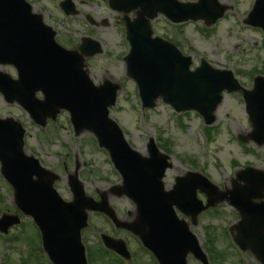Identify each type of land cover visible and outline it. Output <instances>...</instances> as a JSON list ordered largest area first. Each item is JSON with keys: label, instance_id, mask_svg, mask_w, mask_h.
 I'll return each mask as SVG.
<instances>
[{"label": "water", "instance_id": "obj_1", "mask_svg": "<svg viewBox=\"0 0 264 264\" xmlns=\"http://www.w3.org/2000/svg\"><path fill=\"white\" fill-rule=\"evenodd\" d=\"M109 5L124 14L136 11L134 20L124 18L131 46L124 60L127 74L137 82L145 106L153 107L155 100L161 97L177 112L195 110L212 124L213 114L222 100L221 92L238 91L243 96L253 128L244 141L264 144V78H256L254 88L247 91L237 84L229 71L215 70L202 62L200 68L190 73L189 58H181L172 48L171 52L177 58L180 56L181 62L165 63L160 60V51L151 47L150 20L158 13L176 22L198 20L205 13L201 2L180 5L176 0H109ZM262 6L264 8V0H259L253 21L259 22L264 29ZM214 21L207 20L206 24ZM54 35L40 16L31 13L24 0H0V63L11 64L19 71L16 81L0 73V92L6 93L5 83L11 85L16 101L36 122L41 119L45 123L47 117L55 118L60 109H65L70 113L77 135L90 131L96 136L100 146L110 152L115 166L120 168L117 167L124 185L116 188V194L126 195L137 208L133 224L116 222L117 226L140 237L158 254L161 264H186L188 252L204 260L195 237L188 231L189 226L177 219L173 208L190 216L196 224L199 213L217 204L212 200L217 188L199 175L187 174L186 179H176L170 191H164L161 178L168 158L159 155L151 141L148 146L151 157L158 154L164 161L156 171L153 160H145L132 151L116 124L108 118L107 108L114 105L118 86L104 82L94 87L87 79L83 57L101 53L99 44L82 39L79 54L57 45ZM37 91L44 95L43 101L34 99ZM22 136L23 130L17 122L0 120L1 172L13 186L15 204L24 214L34 218L42 233L43 248L53 263L86 264L80 243V231L86 226V211H100L116 220L107 205V197L103 195L101 203L94 204L84 197L76 179H71L74 201L63 203L52 188L57 177L39 168L36 161L23 157ZM246 173L253 172L246 170ZM263 188L264 176H259L246 182L245 188L224 194L241 216V221L234 226L236 242L243 250L251 249L259 259H264ZM196 190L206 195L205 206L195 200ZM254 199L263 201L254 204ZM18 222L16 217L3 216L0 230L6 231ZM103 239L108 246L107 239Z\"/></svg>", "mask_w": 264, "mask_h": 264}, {"label": "rangeland", "instance_id": "obj_2", "mask_svg": "<svg viewBox=\"0 0 264 264\" xmlns=\"http://www.w3.org/2000/svg\"><path fill=\"white\" fill-rule=\"evenodd\" d=\"M27 1L34 12L43 15L45 23L57 33V42L65 48L73 49L78 46L83 37L101 44L103 53L85 60L89 77L95 85L111 80L120 86L110 117L122 128L133 149L145 154V146L150 138L155 140L157 146L169 148L168 154L172 157L173 167L167 171L164 179L167 190L173 186L176 176H182L186 172L201 173L219 187V194L232 191L234 186L242 188L246 185L241 178H237L238 172L244 168L252 167L264 174V146L258 148L252 143L243 145L237 140V136H246L251 131L240 94L224 95L215 112L216 120L209 127V141L204 131L205 126L195 113L175 114L162 102H157L152 110L142 111L137 89L125 75L122 58L127 53L128 46L124 29L121 20L117 19L118 15L107 7L106 0H85L86 4L72 0L79 11V15L72 19H64L58 11L57 3L61 0ZM219 2L235 6L230 7L223 20L214 27L206 29L201 22H189L179 29L171 28L165 19L159 17L152 22L154 33L175 44L184 55H190L192 68L199 65L200 59H204L212 68L231 70L243 88L251 89L253 78L264 76V36L260 38L257 32L242 25L241 16L244 15L249 0ZM84 15L91 16L98 27L89 26ZM104 21L108 22L106 27L101 26ZM0 70L13 75L9 69ZM5 117L18 120L24 128V153L36 158L42 167L59 176L54 188L65 201L72 199L67 177L74 173L78 175L85 194L94 200H98L100 193L109 194L111 187L120 184V177L114 171L108 155L98 149L92 135H74L67 113L61 112L54 122L49 121L40 128L20 107L6 104L0 96V118ZM160 150L165 152L163 148ZM0 195V204L3 205L0 211L14 215L12 190L1 175ZM108 196V203L118 218L126 220L127 213L133 211L132 203L124 197ZM215 196V200L222 198L218 194ZM198 198L203 202L205 200L201 194H198ZM219 205L199 215L197 224L190 226L201 248L205 252V248L214 250L212 261L209 259L210 264H259L249 253L238 251L239 256L235 253L228 227L238 220V215L226 203ZM31 223L30 218L22 216L21 223L8 234L18 240L4 243L0 239V264H50L42 253L36 229ZM100 233L119 237L127 242L132 251L141 253L138 250L139 244L132 236L116 231L102 215L89 213L88 227L81 233L88 264L111 262L101 252L103 247L98 243ZM87 247H90L89 257ZM215 252L218 257L214 256ZM138 264L151 263L149 257L141 253ZM188 264L200 263L189 256Z\"/></svg>", "mask_w": 264, "mask_h": 264}]
</instances>
